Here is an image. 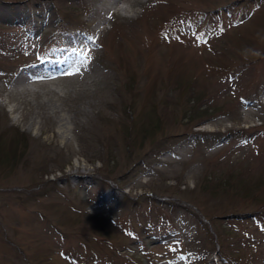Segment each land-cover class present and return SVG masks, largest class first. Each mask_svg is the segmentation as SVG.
Instances as JSON below:
<instances>
[{
	"label": "rangeland",
	"instance_id": "1",
	"mask_svg": "<svg viewBox=\"0 0 264 264\" xmlns=\"http://www.w3.org/2000/svg\"><path fill=\"white\" fill-rule=\"evenodd\" d=\"M151 1L0 0V264H264V0Z\"/></svg>",
	"mask_w": 264,
	"mask_h": 264
},
{
	"label": "clouds",
	"instance_id": "2",
	"mask_svg": "<svg viewBox=\"0 0 264 264\" xmlns=\"http://www.w3.org/2000/svg\"><path fill=\"white\" fill-rule=\"evenodd\" d=\"M244 51L246 54H250L255 57H259L262 55V53H260L258 50H255V49L246 48ZM245 58H247V56Z\"/></svg>",
	"mask_w": 264,
	"mask_h": 264
},
{
	"label": "bare ground",
	"instance_id": "3",
	"mask_svg": "<svg viewBox=\"0 0 264 264\" xmlns=\"http://www.w3.org/2000/svg\"><path fill=\"white\" fill-rule=\"evenodd\" d=\"M119 3V0H113L112 1V5L114 6V7H116L117 6V4ZM162 3V2H161ZM136 4V2L134 3V4H130L127 8H128V10L127 9H124V7H122L121 9L122 10H127L128 12H130L131 10H132V8L130 9L129 7H131L132 5L133 6H137V5H135ZM117 12H118V10H116ZM161 12V11H160ZM44 22H47V21H45V20H43ZM19 78H23V75L22 76H20Z\"/></svg>",
	"mask_w": 264,
	"mask_h": 264
},
{
	"label": "snow or ice",
	"instance_id": "4",
	"mask_svg": "<svg viewBox=\"0 0 264 264\" xmlns=\"http://www.w3.org/2000/svg\"><path fill=\"white\" fill-rule=\"evenodd\" d=\"M220 31L222 32V31H223V29H220ZM198 41H199V38H198ZM85 59H87V57H85ZM75 71H76V72H79V71H80V69H79V68H76V69H75ZM68 75H72V73H68Z\"/></svg>",
	"mask_w": 264,
	"mask_h": 264
},
{
	"label": "trees",
	"instance_id": "5",
	"mask_svg": "<svg viewBox=\"0 0 264 264\" xmlns=\"http://www.w3.org/2000/svg\"><path fill=\"white\" fill-rule=\"evenodd\" d=\"M188 111H189V112H191V110H190V109H189Z\"/></svg>",
	"mask_w": 264,
	"mask_h": 264
}]
</instances>
